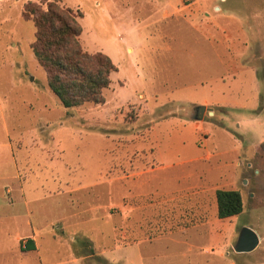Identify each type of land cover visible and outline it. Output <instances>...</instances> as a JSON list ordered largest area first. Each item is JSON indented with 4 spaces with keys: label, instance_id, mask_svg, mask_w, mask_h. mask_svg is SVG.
<instances>
[{
    "label": "rangeland",
    "instance_id": "obj_1",
    "mask_svg": "<svg viewBox=\"0 0 264 264\" xmlns=\"http://www.w3.org/2000/svg\"><path fill=\"white\" fill-rule=\"evenodd\" d=\"M50 1L0 0V264H264V0H59L81 47L120 67L104 102L69 108L23 15ZM132 21L126 55L114 28ZM216 187L240 190V214L216 218ZM199 200L211 229L162 228L167 207L187 227ZM243 226L259 242L236 252Z\"/></svg>",
    "mask_w": 264,
    "mask_h": 264
},
{
    "label": "trees",
    "instance_id": "obj_2",
    "mask_svg": "<svg viewBox=\"0 0 264 264\" xmlns=\"http://www.w3.org/2000/svg\"><path fill=\"white\" fill-rule=\"evenodd\" d=\"M24 17L32 19L35 40L32 51L48 75V87L66 108L85 102L105 101L103 90L111 82L110 75L117 70L111 58L101 52H88L79 43L81 26L76 14L64 7L59 0L48 3L42 9L34 2H27ZM259 153H264V142ZM218 218L238 215L243 210L240 190L218 188L216 190ZM25 248L33 247V240L24 242Z\"/></svg>",
    "mask_w": 264,
    "mask_h": 264
},
{
    "label": "crops",
    "instance_id": "obj_3",
    "mask_svg": "<svg viewBox=\"0 0 264 264\" xmlns=\"http://www.w3.org/2000/svg\"><path fill=\"white\" fill-rule=\"evenodd\" d=\"M133 23L131 24H128V28H124V29H122V27L121 26H123L122 24H120V26H118V27H120L121 29H115L114 28V30H120L119 32H118V34H116V36L114 37L115 39L116 38H118L119 37V39H120V48H123L124 49V51H125V53H126V55H130V54H133L134 53V49L137 47V42H135V40H134V38H139V37H141V30H140V28H137L138 27V25L136 26V27H132V25H134L135 23H134V21H132ZM135 26V25H134ZM127 30V31H126ZM152 34V35H151ZM122 37V38H121ZM147 37H154V33L153 32H151L150 34H149V36H147ZM208 41L210 42V44L212 45V41L210 40V39H208ZM120 53V52H119ZM109 56V55H108ZM112 60V59H111ZM113 61V60H112ZM116 65V67H117V70H116V72H118L119 71V69H120V67H119V64H115ZM132 65V64H131ZM113 72H115V71H113ZM196 106V105H195ZM195 106H193V107H195ZM207 111V110H206ZM205 111V112H206ZM204 112V113H205ZM204 116V115H203ZM190 118L192 119V120H195V119H193L192 118V114H191V116H190ZM155 168H157V169H159V166L158 167H155ZM234 174H230L229 175V179H233L234 178V176H233ZM199 190H201V187H199L198 188ZM218 188L216 187V188H214V191H213V196H214V207H213V213H215V215H216V218L217 219H229V218H232V216H230V217H225V218H218V216H217V204H216V190H217ZM227 189V188H226ZM228 189H230V188H228ZM232 189V188H231ZM236 189V188H235ZM239 190V189H238ZM178 192V191H177ZM201 192L202 191H199L196 195H198L199 197H201ZM173 193H174V191L173 192H171V193H169V192H167V194H164V193H162V194H160V196H161V200L160 201H162V202H164V203H169V199L171 198V199H175V196L173 195ZM138 194H140V193H138ZM172 194V195H171ZM171 195V196H170ZM147 196H152L151 194H149V195H147ZM20 197H21V199H22V202H23V204L25 205V203H26V199L22 196V194H20ZM263 206V205H262ZM207 208L204 206H202V204H201V200H199V201H197V202H194V204L192 205V206H190V208H189V210L187 211L188 213H190L191 215H192V217H191V219L192 220H189V222H188V224L189 225H187V227H184L181 223H178V222H175V221H171L170 219H169V214L171 213V211H172V208H165L164 209V211H162V213H163V215L165 216V218H163L162 219V223H161V225L163 226H161L162 228H169V229H190V228H193V229H197V228H209V229H211L212 228V225L214 224V221H212V220H204L203 218H202V214H205V212H207V210H206ZM87 212H88V209H86V210H84L83 211V209L82 210H79V211H77V212H74V213H72L71 214V217H72V219H73V217L75 216V217H78L77 215H82L83 213H86L87 214ZM168 215V216H167ZM85 216H83L82 218H84ZM80 218V217H79ZM82 218H80V219H82ZM83 221V220H82ZM84 222V221H83ZM29 226H30V228H31V226H32V228H31V233H32V235L30 236V237H26V240H27V238H29V239H32L33 240V246H34V248H37V244H36V239H37V235H39L40 234V232L38 231H33V225H32V222H31V219L30 220H28V223H27ZM37 232V233H36ZM176 232V231H175ZM165 233H167V232H164L163 234H165ZM168 234H170V233H168ZM162 235V234H161ZM161 235H157V236H154V237H152L151 239H149V241H152V240H154V239H157V238H159ZM209 235H211L210 234V232H209ZM17 237H18V235H17ZM25 240V241H26ZM143 242V241H145V240H138L137 242H135V243H131V246L133 245V244H136V243H140V242ZM75 243V242H74ZM104 260H106V258L105 257H102ZM80 259V258H79ZM75 260H77V259H75Z\"/></svg>",
    "mask_w": 264,
    "mask_h": 264
},
{
    "label": "water",
    "instance_id": "obj_4",
    "mask_svg": "<svg viewBox=\"0 0 264 264\" xmlns=\"http://www.w3.org/2000/svg\"><path fill=\"white\" fill-rule=\"evenodd\" d=\"M207 109L204 105H196L194 107V112L192 118L195 120H200L203 118L204 112ZM259 242V236L250 227L243 226L240 228L233 249L236 252H248L253 250Z\"/></svg>",
    "mask_w": 264,
    "mask_h": 264
}]
</instances>
